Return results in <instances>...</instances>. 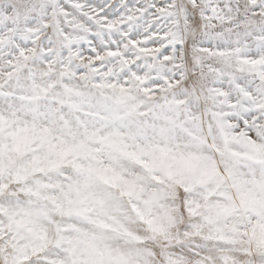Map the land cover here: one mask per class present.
Masks as SVG:
<instances>
[{
    "label": "snow or ice",
    "instance_id": "snow-or-ice-1",
    "mask_svg": "<svg viewBox=\"0 0 264 264\" xmlns=\"http://www.w3.org/2000/svg\"><path fill=\"white\" fill-rule=\"evenodd\" d=\"M0 264H264V0H0Z\"/></svg>",
    "mask_w": 264,
    "mask_h": 264
}]
</instances>
